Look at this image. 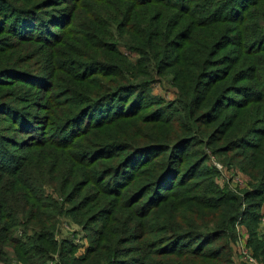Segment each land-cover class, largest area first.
<instances>
[{"label":"trees","instance_id":"trees-1","mask_svg":"<svg viewBox=\"0 0 264 264\" xmlns=\"http://www.w3.org/2000/svg\"><path fill=\"white\" fill-rule=\"evenodd\" d=\"M106 1L0 0V33L9 32L17 39L37 42L43 49L52 50L55 60L62 59L68 63L69 58H74L73 66L77 65L79 71L76 75L92 79L91 83H95L91 90L89 85L73 81L74 76L72 80L67 78L66 83H58L59 91L67 89L66 95L68 93L72 97L63 102L57 100L58 92H55L56 87L53 84L55 77L52 78L48 72L46 75L51 79L48 87L47 85L45 87V84L38 86L45 91L43 100L53 111L50 116L52 122L48 121L50 122L48 131L58 133L64 150L74 149L79 153V156H68L77 161V175L83 173L84 165L90 166L89 173L94 176L100 188V198H96L84 212L78 206L64 210L56 204L54 217L47 220L46 217L43 218L42 211L50 206L45 202H38L33 194L40 192L44 182L50 183L47 174L43 173L44 170H40L41 168L28 172L23 169L25 173L21 176L18 170L19 158L5 157L6 152L0 147V175L17 190L18 194L23 193V198L17 203L0 201V249L2 250L5 245L2 243L3 235L17 226L18 218H27L29 232L25 231L27 236H24L23 256L20 257L23 264H49L54 254H57L59 259L57 264H120L121 257L126 253L133 255L130 264H247L238 258L236 251L238 240L236 225H239L245 235V247L259 263L264 264V235L259 231L261 210L264 206V156L257 155L258 147L247 146L250 152L241 150L236 156H225V162L236 167L249 180L246 190L241 194H235L225 187L220 188L216 180L214 181L219 176L216 170L206 169L198 177L196 173L207 160L206 156L193 163L186 162V183H183L177 182L180 172H176L171 163H178V167H181L186 156H159L163 148L159 150L152 145L140 148L132 145L106 144L103 148L95 149L88 154L85 150L89 145L85 139L90 135L91 129L110 126L126 117H137L138 112L146 109L154 100L148 94L149 88L155 83L153 74L161 75L162 71L171 68L168 67L167 58L174 47L179 53L186 49V44L184 46L173 44L174 38L182 29L170 31L167 27L169 17L177 19L176 25L194 23L193 20L186 22V19L192 16L198 18L197 22L208 25L201 18L206 19L209 25L213 26L231 19L236 14L240 22L244 23L250 17L249 9L258 2L241 0L239 11H242L235 12L238 0H115L124 7L120 9L113 3L114 12L104 18L108 20L103 19L107 31L98 29V20L89 26L75 20L74 13L77 9L93 7L92 3ZM230 8L233 10L232 15L224 16ZM150 11H153L152 15L149 14ZM178 11L181 16L175 13ZM135 12H142L145 15L146 23L142 26L148 24L144 27L146 31L150 25L158 31V36H154L153 33L149 38L151 46L157 49L156 59L143 50L127 46L126 49L134 51L137 55L132 62L117 50L119 45L116 41L117 34L121 30L123 35L131 32ZM98 16L101 17L96 10L90 12V18L95 19ZM248 24L249 22L246 26ZM77 25L91 30L93 37L76 36L77 40L68 37L72 39V43L62 45L66 52L62 47L59 49L58 44L63 42L70 26ZM60 29H65L64 33ZM192 31L186 32L187 38L191 37ZM84 39H88L86 48L96 52V55L111 54L112 58L104 55L84 60L79 57L81 50L78 47L77 56L80 61L77 60L72 56L73 51L69 52L67 49L79 43L85 47ZM133 39L134 42L131 44H136L137 35H134ZM96 44L105 49L103 53L96 49ZM225 45V41L221 43L213 41L209 46L200 49L193 60L187 56L186 79L190 81L187 94L192 95L191 108L197 104L200 108H214V111L225 107L228 96L224 92V87L235 72V68H230L221 77L215 71V68L221 65L215 62L222 56ZM91 58H94L91 62L83 63ZM111 59H115L116 64L109 65ZM0 84L4 85L3 82ZM76 86L86 88L80 93ZM240 91L235 94L236 98L233 97L232 101H239L237 97L240 96L245 97L246 102L231 104L238 111L247 107V102L258 98V94H253L250 89L241 88ZM141 98L144 99V104L141 103ZM169 106L170 104H167L165 109ZM91 112L93 117L89 119ZM188 119L192 125L193 116L188 115ZM22 121L27 120L21 119V124ZM72 124L75 126L70 127ZM204 132L205 130H202L201 134ZM230 132L224 133L223 136L231 139ZM183 141L185 140L176 143L171 152L175 153ZM229 146L232 147V144ZM240 147L234 148V151H238L236 149ZM48 160H51L50 156ZM58 170L60 172L53 171L59 176L64 174L60 166ZM60 193L64 191L60 190ZM107 196H113L114 201L109 210H104ZM174 204L177 205L179 212L186 215V224L183 231L180 232L179 227H170L169 231H166V236L160 237L159 245H162L163 249L155 251L154 240L141 234L142 230L139 237L130 238L136 228L137 219L142 218L145 226L154 219L155 209L160 206L171 207ZM92 209H95L96 214L101 212L109 218L110 228L104 229L102 234L93 232L90 245L83 248L85 253L76 256L80 247L73 246L72 242L66 244L55 242L56 219L60 220L58 217L62 214L86 219L89 215L87 213ZM144 209L147 211L138 217L137 214ZM125 213L131 219L128 224L127 219L119 218ZM3 221L9 225L3 224ZM120 224L121 228L117 230ZM94 237L96 238L93 239ZM131 242H134L135 246L125 251L122 245ZM235 258H238V263L234 262Z\"/></svg>","mask_w":264,"mask_h":264},{"label":"rangeland","instance_id":"rangeland-1","mask_svg":"<svg viewBox=\"0 0 264 264\" xmlns=\"http://www.w3.org/2000/svg\"><path fill=\"white\" fill-rule=\"evenodd\" d=\"M256 1L258 4L249 9L250 19L248 18L244 23L240 22V18L236 14L231 19L223 20L222 23L213 24V26L209 25L206 19L201 18L208 25L197 22L198 18L192 16L187 18L186 22L193 20L194 23L176 25L177 19H170L169 17L167 27L170 31L182 29L174 38L173 44L176 43L178 46L186 44V49L183 50V53H179L174 47L167 58L168 67L171 68L162 71L161 75L153 74L155 83L148 90L149 96L154 99L150 106L139 111L137 117H126L110 126L91 129L90 135L85 139L89 142L87 149H85L86 153L103 148L106 144L132 145L140 148L141 146L152 145L159 150L163 148L159 156H186L181 167H178V163H171V166L175 167V171L180 172L177 176V182L182 181L183 183H186V162L193 163L206 156L207 160L203 162L196 173L198 177L206 169L216 170L219 176L214 181L216 180V184L220 188L225 187L235 194H241L246 190L249 180L236 167L229 166L225 162V156H236L241 150L250 152L247 146L253 145L259 148L257 155L264 156V43H262L264 42V0ZM239 2L241 0L237 1L235 12L242 11H239ZM113 3L120 9L124 7L123 4L115 0H107L99 4L92 3L93 7L77 9L74 13L75 20L84 26H89L90 23L93 24L98 20V29L107 31L103 19L110 16L112 11L114 12ZM243 4L246 6V2ZM94 10L101 17L90 18V12ZM103 10L104 12H102ZM152 13L153 11L149 12L150 15ZM175 13L181 16L180 11ZM232 13L233 10L230 8L228 12L224 13V16L229 17ZM133 19L134 27L127 34L128 36L122 34L123 30L117 34L116 41L119 44L117 50L132 62L135 61L137 55L134 51L126 49L127 46L136 50H143L156 59L157 49L151 46L149 38L152 37L153 33L154 36H158V31L151 25L147 31L144 29L148 24L142 26L146 23L145 15L142 12H135ZM248 22L249 24L246 26ZM187 31H192L190 38L186 37ZM8 35L12 36L9 32L0 33V82L4 84H0V147L6 152L5 157L19 158L20 167L18 170L21 176L25 173L23 171L28 172L37 168H41L40 170H44L43 173L47 174L50 183L44 182L40 187V192H33L38 202H45L47 206H50L43 209V218L46 217L48 220L54 217L56 204L64 210L78 206L84 212L90 204L94 203L96 198H100V188L94 180V176L89 173L90 166L84 165L82 167L83 173L77 175V161L68 156H79V153L74 149L64 150L58 133L48 131L50 122H52L50 116L53 111H51L48 103L44 102L45 91L39 87L43 84L48 87V82L51 80L46 75L48 72L52 78L55 77L53 84L56 87L55 92H58L57 100L63 102L72 97L68 93L66 95L67 89L59 91L58 83H66L67 78L72 80L73 76V81L78 84L82 82L89 85L90 90L95 83H91L92 79H85L76 75L79 71L77 65L73 66L74 58H69L68 63L62 59L55 60L52 50L43 49L39 43L23 41V39H17L13 36L11 38ZM60 35L59 37H62ZM134 35L138 37L137 43L131 44L134 42ZM76 36L93 37V34L86 27L70 26L63 42L58 44L59 49L65 43L67 45L72 43V39L68 37L77 40ZM88 39H84L85 47L79 43L75 44L74 47L70 46L67 50L73 51L72 56L79 61L78 47L81 50L79 57L84 60L93 56L97 58L106 55H96V52L86 48ZM213 41L214 43L226 42V47L221 53L222 56L215 62L221 64L215 68L218 75L222 77L228 69L235 68V72L224 87V92L228 96L226 97V104L223 109L218 111H214V108L210 107L200 108L199 104L191 108L192 95L187 94L190 82L186 79L187 56L193 60L192 58L198 55L200 49L209 46ZM122 45L126 46L123 47ZM95 47L101 53L105 50L97 44ZM62 50L66 52L64 47ZM107 57L112 58V55L108 54ZM94 58L83 61V63L91 62ZM108 64H116V60L111 59ZM28 83L37 84L28 85ZM75 88L82 93L86 87L76 86ZM241 88L252 90L253 94H258V98L247 102V107L238 111L231 104L246 102L245 97L240 96L237 97L239 101H232L234 100L233 97L236 98L235 94L241 92ZM85 97L88 98L89 96L85 95ZM138 99L135 98V100ZM213 99L212 97V101ZM141 103L144 104L143 98H141ZM167 104L170 106L165 109ZM188 115L193 116L194 123L192 125ZM92 117L91 112L89 119ZM21 119L27 121H22L21 124ZM74 126L72 124L70 127ZM202 130H205L203 134H201ZM229 132L231 139L223 136L224 133ZM181 140L185 141L179 144L175 153H172L171 149ZM230 144L232 147L229 146ZM239 146L241 147L236 149L238 151H234V148ZM159 150L157 152H160ZM234 152L237 153L234 154ZM48 156L51 157L50 161ZM41 165L42 167H40ZM59 166L63 168L64 172L61 176L53 171H59ZM198 177H194V179ZM60 190L64 193H60ZM22 198L23 193L18 194L17 190H14L7 183V180L0 175V201L17 203ZM113 201V196L105 197L106 206L103 209L109 210ZM146 211L147 209L140 210L137 216H142ZM87 214L89 215L86 219L63 214L58 217L60 220L55 218V242L58 244L60 242L65 244L72 242L73 246L80 247L75 254L76 256H82L85 253L83 248L90 245L93 232L94 234H102L104 229L110 228L109 218L101 212L96 214L95 209H92ZM34 217L36 219V216ZM122 217L123 220L127 219V224L131 220L126 216V213L124 216L123 214L119 216V218ZM3 224L9 225L4 221ZM28 224L27 218H18L17 226L12 230L9 229L3 235L5 239L2 237V243L4 242L5 245L2 250L0 249V264H23L20 257L23 256L24 236H27L25 231L29 232ZM185 224L186 215L179 212L177 205L160 206L154 210V219L146 223L145 226L142 218L137 219L136 228L131 233L130 238L139 237L142 230L141 234L150 236L154 240L155 251L161 250L163 246L159 245L160 237L166 236V231H169L170 227H179L180 232L183 231ZM120 228L121 224L117 230ZM134 246L135 243L131 242L122 245V248L128 251ZM132 256V254L126 253L125 256L121 257L120 264H130ZM50 260L52 261L49 264H57L59 261L57 254L52 255ZM234 262L238 263V258H235Z\"/></svg>","mask_w":264,"mask_h":264},{"label":"built area","instance_id":"built-area-1","mask_svg":"<svg viewBox=\"0 0 264 264\" xmlns=\"http://www.w3.org/2000/svg\"><path fill=\"white\" fill-rule=\"evenodd\" d=\"M236 230L238 231V240L236 244V251L238 254V258L247 264H262V263H259L251 255L250 251L245 247V239H244L245 235L239 225H236ZM259 231L261 234L264 235V214H262V217L259 222Z\"/></svg>","mask_w":264,"mask_h":264},{"label":"crops","instance_id":"crops-1","mask_svg":"<svg viewBox=\"0 0 264 264\" xmlns=\"http://www.w3.org/2000/svg\"><path fill=\"white\" fill-rule=\"evenodd\" d=\"M261 213L264 214V206H263V208H262V210H261Z\"/></svg>","mask_w":264,"mask_h":264}]
</instances>
